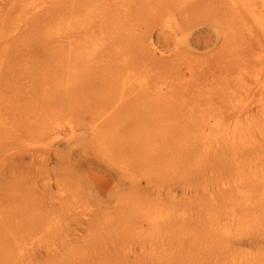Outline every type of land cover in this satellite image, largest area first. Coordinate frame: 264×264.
Instances as JSON below:
<instances>
[{"label":"rangeland","instance_id":"obj_1","mask_svg":"<svg viewBox=\"0 0 264 264\" xmlns=\"http://www.w3.org/2000/svg\"><path fill=\"white\" fill-rule=\"evenodd\" d=\"M0 264H264V0H0Z\"/></svg>","mask_w":264,"mask_h":264},{"label":"bare ground","instance_id":"obj_2","mask_svg":"<svg viewBox=\"0 0 264 264\" xmlns=\"http://www.w3.org/2000/svg\"><path fill=\"white\" fill-rule=\"evenodd\" d=\"M52 1V0H51ZM54 5V1L52 2L51 6L52 7H45V8H42V9H38V10H35L33 11V18L36 19L37 23H38V28H40L42 31H44V34H48V31L52 28V29H57L56 30V33H58V35L61 33V30H62V25L61 23H63V19L62 17L59 15L61 12V10H57L55 7H53ZM60 6V5H59ZM40 8V7H39ZM54 9L53 12H48L46 14H42L44 10H50V9ZM57 10V11H56ZM28 12V11H26ZM46 12V11H44ZM51 13V14H50ZM26 14V13H25ZM38 14H41L40 16H36ZM27 17H29V15L26 14ZM51 16V18H50ZM26 17V18H27ZM70 23V22H69ZM54 24V25H53ZM64 25V24H63ZM66 25V24H65ZM68 25V24H67ZM66 25V26H67ZM54 26H57L56 28H54ZM66 28V27H65ZM43 33V32H42ZM50 33V32H49ZM45 36V35H44ZM51 37V36H50ZM49 37V38H50ZM41 38V37H40ZM46 38V37H45ZM45 38H43V40H45ZM59 38V37H58ZM52 40V38H51ZM57 40V39H56ZM30 42V41H29ZM31 44H32V41H31ZM44 44V43H43ZM45 46V45H44ZM43 48V47H42ZM185 133V132H184ZM179 134H178V138H179ZM177 138V140H178ZM181 138V137H180ZM188 138V137H187ZM181 140V139H180ZM186 140V139H185ZM180 144V143H179ZM189 144V143H188ZM184 145V143H183ZM180 146H182V143L180 144Z\"/></svg>","mask_w":264,"mask_h":264}]
</instances>
